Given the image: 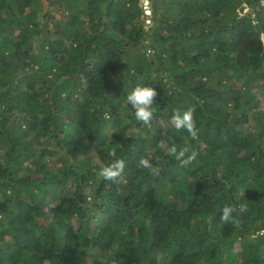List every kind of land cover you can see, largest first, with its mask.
<instances>
[{"label": "trees", "instance_id": "16d2710c", "mask_svg": "<svg viewBox=\"0 0 264 264\" xmlns=\"http://www.w3.org/2000/svg\"><path fill=\"white\" fill-rule=\"evenodd\" d=\"M145 1L0 0V264H264L263 0Z\"/></svg>", "mask_w": 264, "mask_h": 264}, {"label": "clouds", "instance_id": "9594fccd", "mask_svg": "<svg viewBox=\"0 0 264 264\" xmlns=\"http://www.w3.org/2000/svg\"><path fill=\"white\" fill-rule=\"evenodd\" d=\"M85 83H87V80H85ZM157 96L158 93L154 88L145 85H137L127 95V101L134 110L137 122H142L145 126H151L156 111L153 105L157 103ZM171 123L177 131L186 130L193 140L198 139L199 129L196 126L194 110L192 108L183 112H181L180 109H175L171 116ZM160 147L164 148V144L161 143ZM108 155L112 159L108 164L99 169L98 176L103 180L118 182L123 176L126 162L123 158H117L115 150L109 151ZM166 155L174 157L180 163L181 167H187L196 160L198 153L193 150L190 145L179 149L177 146L172 145L167 147ZM156 159L159 160V157ZM137 167L147 169L153 174H157L159 171L150 159L144 157L138 161ZM234 213H238L236 206L225 205L220 216L221 222L232 223L238 226L239 221L237 217L233 215ZM261 234H264V230H262Z\"/></svg>", "mask_w": 264, "mask_h": 264}, {"label": "rangeland", "instance_id": "374dc122", "mask_svg": "<svg viewBox=\"0 0 264 264\" xmlns=\"http://www.w3.org/2000/svg\"><path fill=\"white\" fill-rule=\"evenodd\" d=\"M142 1H144V3H146V2H147V1H145V0H142ZM263 3H264V0H263ZM144 5H146V4H144ZM145 11H146V12H149V10H148V9H146ZM55 162H57V163H54V164H59V163H58L59 161H55Z\"/></svg>", "mask_w": 264, "mask_h": 264}, {"label": "water", "instance_id": "95a60500", "mask_svg": "<svg viewBox=\"0 0 264 264\" xmlns=\"http://www.w3.org/2000/svg\"><path fill=\"white\" fill-rule=\"evenodd\" d=\"M145 18H146L147 20H149V19H151V16H150L148 13H146Z\"/></svg>", "mask_w": 264, "mask_h": 264}]
</instances>
